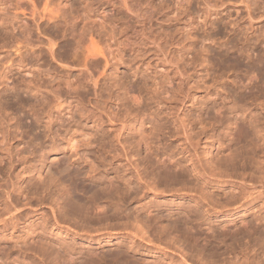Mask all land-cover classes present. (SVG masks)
I'll return each instance as SVG.
<instances>
[{
    "label": "rangeland",
    "instance_id": "obj_1",
    "mask_svg": "<svg viewBox=\"0 0 264 264\" xmlns=\"http://www.w3.org/2000/svg\"><path fill=\"white\" fill-rule=\"evenodd\" d=\"M39 1L0 0V264H264V0Z\"/></svg>",
    "mask_w": 264,
    "mask_h": 264
},
{
    "label": "bare ground",
    "instance_id": "obj_2",
    "mask_svg": "<svg viewBox=\"0 0 264 264\" xmlns=\"http://www.w3.org/2000/svg\"><path fill=\"white\" fill-rule=\"evenodd\" d=\"M14 1H16L19 5H21V6H23V5H25V4H27L28 5V7H31V9H28V8H26L27 10H32V8H33V10H32V17H35V15H36V11L38 10V6H37V4H36V1L35 0H14ZM39 1V0H38ZM42 0H40L39 2H41ZM51 0H45V7H44V9L43 10H45V8H47L48 7V5L50 6V9L52 8V3H50L49 4V2H50ZM43 2V1H42ZM27 7V6H26ZM37 8V10H35ZM42 8H43V6H42ZM49 8V7H48ZM47 8V9H48ZM26 10V11H27ZM25 12V11H24ZM44 14H47V13H44ZM257 48H261V50H260V54H261V58H259L258 56H257V60L256 61H260V60H258V58L259 59H262V61H261V63H262V66H261V68L262 67H264V43L263 42H261L258 46H256ZM257 48H255V50H254V52L257 50ZM86 55H87V57H92V58H96V57H102V56H104L103 55V53L100 51V49L94 44V43H92L89 47H87V49H86ZM253 59V58H252ZM251 59V60H252ZM255 62V60L253 59V63ZM252 63V62H251ZM252 63V64H253ZM255 64H256V62H255ZM254 64V65H255ZM253 65V66H254ZM258 66H257V70L259 69L258 67H259V65L260 64H257ZM252 66V67H253ZM254 67H256V66H254ZM253 67V69H252V71L250 70V68H249V70H250V73H249V70H248V74H250V75H248V76H250V77H248V80L250 79V81L252 82V83H254L253 84V86H251L252 88H255L256 87V81L258 80V75L256 74V69ZM260 70V69H259ZM258 70V71H259ZM263 70V69H262ZM261 70V71H262ZM261 71L260 72H257L259 75H260V73H261ZM264 71V70H263ZM258 84V83H257ZM75 147V143L74 142H70V148H74ZM205 152V157H207V150L206 151H204ZM204 154V153H203ZM241 177H243V176H241ZM243 180H244V178H243ZM246 181V179L244 180V182ZM158 187H157V184L155 185V183L154 184H152L151 185V189H153V190H156ZM162 191H165V190H162ZM174 192L176 191V190H173ZM55 210H54V208H52V212H54ZM13 219V218H12ZM137 226H139V225H137ZM140 227V226H139ZM138 227V228H139ZM138 228H137V231H138ZM142 229H144V228H142ZM142 229H141V231H142ZM139 231H140V228H139ZM146 231L147 230H143V232H142V235L140 236V232H137V234L139 233V236L140 237H143V236H148V234H151V232L149 231V233H146ZM147 235H146V234ZM153 235V234H152ZM149 238V237H148ZM155 238V237H154ZM141 239H143V238H141ZM160 239V238H159ZM172 239V238H171ZM146 240H147V237H146ZM164 240V239H163ZM147 241H149V240H147ZM151 241H153L152 240V238H151ZM151 241H149V243H148V246H150L149 244H151V243H153V242H151ZM158 241V240H157ZM162 241V240H161ZM173 241V243H175L176 244V246H178L177 245V242H175L174 240H171V242ZM163 242V241H162ZM168 242H170V241H168ZM154 243H155V241H154ZM159 244V243H158ZM168 244V243H167ZM169 244H171V243H169ZM152 245H154V244H152ZM174 245V244H173ZM173 245H171V246H173ZM156 246H159V245H157L156 244ZM181 246V245H180ZM159 247H161L162 248V246H159ZM165 248V249H164ZM171 248V247H170ZM172 248H174L175 250H178L177 248H175V247H172ZM180 248H182V246L181 247H179V250H180ZM174 249H172V251H174L175 252V250ZM163 252L165 253V254H167V253H171V255H173L174 254V252H172L170 249H168V246L167 247H163ZM178 252V251H177ZM179 253H180V251H179ZM184 253H186V252H183V254ZM182 254V253H181ZM182 254V255H183ZM178 255V254H177ZM182 255H179V256H182ZM185 255H183L182 256V259H183V263L184 262H187V259H186V257H184ZM118 258H119V256H117ZM252 257V256H251ZM257 257V255H255V256H253L252 257V259L251 258H248L247 256H246V258H245V260L244 261H238V260H235V261H229V262H218V261H213L212 259H208V260H205L204 258L202 259V262H204L205 261V264H263V263H261V262H257L254 258H256ZM117 258V259H118ZM121 258H122V256H121ZM120 258V259H121ZM120 259H118L119 261H121ZM182 259H181V261H182ZM261 259V258H260ZM115 260V259H114ZM124 261H125V259H123ZM189 260V259H188ZM201 260V259H200ZM204 260V261H203ZM134 261V260H133ZM136 262L134 263V264H139V262H137V260H135ZM130 262H132V261H130ZM182 263V262H181ZM182 263V264H183ZM114 264H128L127 262H125V263H118V262H116V260L114 261ZM130 264V263H129ZM187 264H188V262H187Z\"/></svg>",
    "mask_w": 264,
    "mask_h": 264
}]
</instances>
